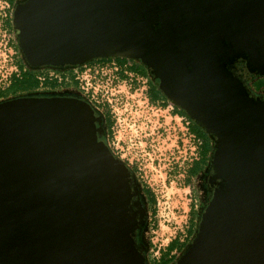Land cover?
<instances>
[{"label":"water","instance_id":"95a60500","mask_svg":"<svg viewBox=\"0 0 264 264\" xmlns=\"http://www.w3.org/2000/svg\"><path fill=\"white\" fill-rule=\"evenodd\" d=\"M30 67L127 57L212 139L209 190L171 264H264V0H22ZM76 93V92H75ZM144 208L94 110L76 96L0 101V264H146Z\"/></svg>","mask_w":264,"mask_h":264},{"label":"rangeland","instance_id":"374dc122","mask_svg":"<svg viewBox=\"0 0 264 264\" xmlns=\"http://www.w3.org/2000/svg\"><path fill=\"white\" fill-rule=\"evenodd\" d=\"M0 23V87L14 66L11 49L3 46V29ZM7 38V32L4 31ZM6 55V56H5ZM46 69L28 71L21 85L6 93L7 97L28 91H56L60 83L45 84L40 80ZM49 74V73H48ZM37 80L34 81V79ZM40 76V77H39ZM143 84L131 88L118 86L112 100L115 126L111 147L128 163H134L142 179L155 194L157 225L151 242L163 247L175 235L182 238L189 206L188 187L183 181L185 169L195 156L196 143L187 133L184 120L165 108L150 105L143 93ZM195 224L191 228V235ZM190 235V237H191ZM189 237V238H190Z\"/></svg>","mask_w":264,"mask_h":264},{"label":"trees","instance_id":"16d2710c","mask_svg":"<svg viewBox=\"0 0 264 264\" xmlns=\"http://www.w3.org/2000/svg\"><path fill=\"white\" fill-rule=\"evenodd\" d=\"M6 1L8 2L7 11H10V7H13L14 5V0H6ZM7 18L8 16L2 20L1 28L8 34L9 28H8ZM6 45L11 49L12 44L8 42L7 39H6ZM10 56H11V63L14 66V70L11 71L8 77L6 78L7 80L6 83L0 87V101L14 98V97L26 96V95H50V94L59 93V92L51 91V90L50 91H28L27 93L22 94V95L7 97L6 93L13 90L17 86L21 85L28 71H31V70L46 69L44 76H41V77L39 76L40 80H42V82H44L45 84L60 83L62 87H64V86L69 85V83H72L77 89L76 94L73 96H76L77 98L86 102L94 110L96 117L100 118V120L102 121L101 125L103 127V131H102L103 141L107 144L110 151L127 166V168L129 169V171L131 172L134 178V181L136 183V187L138 190V199L145 211L144 224L137 232L136 239L139 243H143L141 242V238L139 234L144 232L143 241L146 246L145 247L146 264H171L173 263L177 259V257L182 253V251L187 247V245L191 241L193 234L196 230L197 220L200 214H198L199 212L195 211V206H194L195 202L189 199L186 226H185L184 235L182 236V238L175 235L173 238L169 239V241L163 247H157L155 243L151 242V238L153 236L151 233L154 232L156 225H157V220L155 217V208H156L155 207L156 206L155 194L152 191L151 187L142 179V175L140 171L138 170V168L136 167V165L133 162L128 163L126 159L121 158L119 156V153H117V151H115L111 147L110 141L112 140V137H113L114 120L112 118V115L110 113V110L107 104L105 102H96L90 99L89 95L85 93L79 87V83L76 78L78 72L84 66H91V65H96V64L98 65V64H104V63H109V62H113L117 66V69H118L117 75L120 78L125 77V72L126 73L134 72L138 76L143 77L144 71L149 70V69L144 67V65L139 63L138 61L127 58V57H97V58H91L83 62L82 64L74 65L71 67L64 65L61 67L51 68V67H42V66L41 67H30L25 63L24 59L21 56H20L21 60H19L18 58L15 59V56L12 53V49H11ZM131 60H134L136 62L130 65L124 64V61H131ZM234 64L238 70V73L241 75L242 79L244 80V83L248 86L250 91L259 93L257 90L264 89V74L249 73L246 70V68L243 66V64L239 61H236ZM35 80H37V76H36V79H34V81ZM153 82L155 83L154 80ZM147 91L150 92V90H147ZM157 91L159 94L163 95V93L159 90L158 86H157ZM167 103H171V102L168 100ZM171 104H172L171 109H170L171 114L181 117V119H183L186 122V130L189 134H191L193 141L196 143L195 145L196 157H197V154H199L200 157L202 156L201 158H203L202 162L209 164L210 156L212 152L211 137L208 135L207 132L204 131V129H202L196 122H194L190 117H188L181 109H179L173 103ZM161 105L162 107H164L166 103H162ZM198 161L199 159L195 160L192 158L188 166L186 167L185 175L183 177V181L185 185L188 184L189 177L195 173L198 167H200V165L198 166L197 164ZM195 222H196V225L191 235L190 231H191L193 223L195 224Z\"/></svg>","mask_w":264,"mask_h":264},{"label":"flooded vegetation","instance_id":"af4514ba","mask_svg":"<svg viewBox=\"0 0 264 264\" xmlns=\"http://www.w3.org/2000/svg\"><path fill=\"white\" fill-rule=\"evenodd\" d=\"M22 2V0H14V5L13 7H10V13L8 14V28H9V32L7 34V40L8 42H10L12 44V53L15 56V59L18 58L19 60H21V53L18 49V41H17V37L15 36L14 32H13V28H12V12L14 10V7L16 5V3H20ZM136 61L131 60V61H124V64L126 65H130L135 63ZM138 63V62H137ZM132 74L133 79H134V83L133 85L137 84V82L135 81V78H140V81L143 84V93L146 99V102L150 105H153L155 108L157 107H161V108H165L169 106V110L171 109V103H167L168 100L162 95L159 94L157 91V86L156 84L153 82V77L151 72H149V70L144 71V75L143 77L138 76L136 73L134 72H129ZM147 90H150V92H148ZM77 89L75 88V86L72 83H69V85L64 86L62 88H60L59 90H56V92H59L58 94H62V95H66V96H73L75 95ZM259 93L257 92H253L255 94H264L262 90H257ZM162 103H166V105L164 107H162ZM98 124L100 126L101 129V137H102V131H103V127H102V121L100 120V118L98 117ZM120 156V155H119ZM193 157V159H199L198 161V166L200 165V167H198V169H196L195 173L192 174L189 179H188V193H189V199L194 201L195 204V211L199 212L198 214H200L202 208L204 207L205 204V200L207 197V193L209 190V182H208V175L210 173L209 170V165L210 163L206 164L203 161V158L200 157L199 154H197ZM201 159V160H200ZM188 166V165H187ZM140 238H141V242L140 244H144V232L139 234ZM139 243V242H138Z\"/></svg>","mask_w":264,"mask_h":264},{"label":"built area","instance_id":"2783aa9c","mask_svg":"<svg viewBox=\"0 0 264 264\" xmlns=\"http://www.w3.org/2000/svg\"><path fill=\"white\" fill-rule=\"evenodd\" d=\"M7 10H8V2L6 0H0V23H2V20L5 17H7L8 14L10 13V11ZM2 36L4 41L3 46L5 47L7 38H5L6 34L4 33V30ZM117 71H118L117 66L113 62H109L98 65L96 64L91 66H84L76 76L79 83V87L89 95L90 99L96 102H105L107 104L110 113L112 115V118L114 120L113 122L114 126H115V118H114L115 112L112 113L113 111L112 100H113V96L116 94L117 91L116 88L119 85L120 86L122 85L123 87H126L127 85L128 88H131V85H133L134 83V79L131 73L125 72V77L120 78L117 75ZM135 81L137 82V84L139 83L142 84L140 78H135ZM179 119L183 120L181 119V117H179ZM183 124L185 125V129H186V122L183 121ZM189 135L191 136V134Z\"/></svg>","mask_w":264,"mask_h":264}]
</instances>
